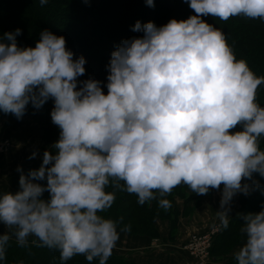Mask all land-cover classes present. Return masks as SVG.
I'll return each mask as SVG.
<instances>
[{
	"label": "clouds",
	"instance_id": "clouds-1",
	"mask_svg": "<svg viewBox=\"0 0 264 264\" xmlns=\"http://www.w3.org/2000/svg\"><path fill=\"white\" fill-rule=\"evenodd\" d=\"M185 2L195 13L185 20L134 24L143 35L124 39L111 53L106 94L101 81L78 80L86 59H74L63 36L43 30L35 47L23 48L19 28L0 37V112L19 120L29 103L39 109L52 99L51 120L60 130L55 151L43 153L38 169L25 175L17 167L18 191L0 194L7 229L0 262L12 236L21 247L31 236L33 244L59 251L61 264L78 255L107 264L120 232L131 227L118 230L117 221L99 214L115 201L110 185L135 194L141 205L181 184L199 195L223 185L217 214L227 229L232 198L249 192L242 179L264 177V107L256 100L264 77L203 19L264 21V0ZM159 206L172 205L160 199ZM242 219L246 240L234 260L264 264V210Z\"/></svg>",
	"mask_w": 264,
	"mask_h": 264
},
{
	"label": "trees",
	"instance_id": "trees-1",
	"mask_svg": "<svg viewBox=\"0 0 264 264\" xmlns=\"http://www.w3.org/2000/svg\"><path fill=\"white\" fill-rule=\"evenodd\" d=\"M153 2L154 7L148 6L146 0H48L46 5L41 6L40 0H0V37L6 32H14L19 28L21 35L17 36L16 40L18 46L23 48L35 47L43 30L63 36L66 40V48L74 53L73 58L83 55L86 59L85 73L78 77V80H99L106 94L107 88L104 85L107 83V65L111 53L124 39L142 37V32L132 30L137 21L141 24L151 21L157 26H162L173 18L185 20L195 14L185 0H153ZM135 14H141L143 21L136 19ZM203 19L224 32L227 43L238 60H245L256 76L264 77V21L243 16L233 17L227 21L212 16ZM80 86L78 84L77 87ZM256 100L264 107V85L258 88ZM53 107L52 99L39 109L29 103L22 117L35 118L43 132L48 151H55L52 145L59 139L60 131L51 120L50 112ZM0 118H6L7 121L17 119L14 115L3 112H0ZM260 147L264 150V138L260 140ZM42 157L23 173L27 175L29 170L38 169ZM253 180L258 183H254ZM253 180L244 179L243 183L250 185L248 194L239 192L238 202L227 229L223 228L213 237L210 252L212 262L216 264H236L234 252L238 251L246 240L241 232L243 215L264 210V177L254 173ZM106 190L115 192V201L110 209L99 214L117 221L118 228L130 225V231L125 232L129 235L151 239L160 236L157 227L159 221L168 222L171 227L169 236L175 237L181 219L193 215L211 194L209 190L207 194L199 195L191 192L187 185L181 184L164 197L155 193L156 199L141 205L137 202L135 194L114 189L111 185ZM48 195L49 193L45 192L43 198L46 199ZM160 199H168L171 208L167 210L161 208ZM179 201H182V207L178 205ZM83 257L75 256L66 264H89ZM96 261L94 260L92 264ZM59 262L60 254L57 250L39 247L32 242L21 247L16 240L11 239L6 260L0 264H58ZM107 264L138 263L128 255L112 252Z\"/></svg>",
	"mask_w": 264,
	"mask_h": 264
},
{
	"label": "crops",
	"instance_id": "crops-1",
	"mask_svg": "<svg viewBox=\"0 0 264 264\" xmlns=\"http://www.w3.org/2000/svg\"><path fill=\"white\" fill-rule=\"evenodd\" d=\"M32 118V121L29 122L26 121L27 117L11 121H7L6 118H0V134L2 133L4 136L6 135L5 133L8 132V134H11L13 142L10 153H7V155H0V194L7 191H18L20 172L17 171V167L19 166L24 172L28 167L36 163L37 160H40L43 153L47 150V143H45L43 139V132L35 118ZM33 152L36 153V156L29 159ZM243 181L244 179H242V184ZM222 189L223 185L220 186V189H210V196L203 205L190 216L189 219L194 216L196 220L199 219L200 224L203 225L202 229H209V227L212 226L210 224L211 221H213L211 218H214L215 216L213 214L220 209ZM238 195L239 192L232 198L231 204L233 203L234 207L230 212L229 220L237 205ZM178 205L182 207V201H179ZM186 219H183V221ZM165 223L169 224L168 222L161 221L157 223L159 230H161ZM212 227L216 228L214 225ZM165 228L167 229L165 234L169 236L168 227ZM119 229L120 228H118V230ZM6 231V226L0 223V235H3ZM12 238L15 239V236H12ZM34 239L35 237L30 236L28 242H32ZM152 241L153 239L149 237L132 236L122 231L120 232V238L113 252L118 255H128L131 259L136 260L138 264H187L179 255H174L171 252L164 253L154 248L152 246ZM172 245L173 244L170 243L169 248H171ZM207 264L216 263L209 261Z\"/></svg>",
	"mask_w": 264,
	"mask_h": 264
},
{
	"label": "rangeland",
	"instance_id": "rangeland-1",
	"mask_svg": "<svg viewBox=\"0 0 264 264\" xmlns=\"http://www.w3.org/2000/svg\"><path fill=\"white\" fill-rule=\"evenodd\" d=\"M136 15V19L138 20H141L143 21V16L141 14H135ZM105 23V22H104ZM32 117H27L26 121L29 122V121H32ZM240 127L237 126V128L233 129L232 131H240ZM6 135L3 136V134L1 133L0 134V145L2 143H4L5 141H12V136L11 134H8L5 133ZM12 147H13V142H11V148L9 150V152L7 153H10V151L12 150ZM0 155H7L5 153H0ZM238 194V192H237ZM235 194V195H237ZM234 207V204L232 203L231 204V208H230V211L228 213V215L230 216V212L232 211V208ZM221 209L217 210L213 215L215 216L214 218H211L213 221H211V225L213 226H216V227H220V231L224 228L222 225V222L217 214L218 211H220ZM235 210V209H234ZM193 213V211H192ZM196 215V214H195ZM233 215V214H232ZM191 216V215H190ZM189 217H186V218H182L181 219V222L179 224V227L178 229L175 231V237H170V236H167V234H165V231H167V229L165 227H168V230H169V233H170V230H171V227L169 226L170 224H167L165 223L164 226H162L161 230H159V232L161 233L160 236L158 238H155L153 239L152 241V246L154 248H157L158 250H160L161 252H171L173 253L174 255H179L182 260L184 262H186L187 264H198V261L196 258L192 257L190 255V253H188V251L185 249V246L187 245L188 241H189V238L190 236H192L193 234H196V233H203V232H207V231H210L212 229H214L212 226V229L211 227H209V229H202L203 225L200 224V221L199 219H195V216L191 219ZM232 217V216H231ZM183 219H186L183 221ZM183 221V222H182ZM159 229V228H158ZM168 233V235H169ZM13 240H16L14 238H12ZM173 239V240H172ZM169 241V242H167ZM170 243L173 244L171 246V248H169L170 246ZM213 245V243H212ZM212 249V247H211ZM210 249V251H211ZM209 251V252H210ZM82 258V257H80ZM84 258V257H83ZM208 261H211L212 262V256H211V252H210V255H209V260ZM61 264V260L59 262ZM58 263V264H59ZM208 263V262H207ZM93 264H98V260L93 263Z\"/></svg>",
	"mask_w": 264,
	"mask_h": 264
},
{
	"label": "built area",
	"instance_id": "built-area-1",
	"mask_svg": "<svg viewBox=\"0 0 264 264\" xmlns=\"http://www.w3.org/2000/svg\"><path fill=\"white\" fill-rule=\"evenodd\" d=\"M11 148V142L5 141L0 145V153L9 152ZM220 227H216L206 233H196L190 236L185 249L190 255L197 259L198 264H207L209 262L210 249L213 243V237L220 232Z\"/></svg>",
	"mask_w": 264,
	"mask_h": 264
}]
</instances>
